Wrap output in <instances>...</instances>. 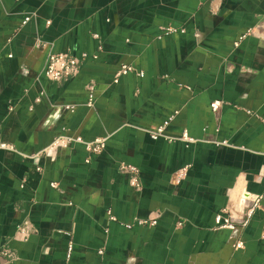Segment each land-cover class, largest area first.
<instances>
[{
  "label": "crops",
  "instance_id": "0c3cea01",
  "mask_svg": "<svg viewBox=\"0 0 264 264\" xmlns=\"http://www.w3.org/2000/svg\"><path fill=\"white\" fill-rule=\"evenodd\" d=\"M52 53L90 57L53 83ZM3 145L0 264H264V0H0Z\"/></svg>",
  "mask_w": 264,
  "mask_h": 264
},
{
  "label": "built area",
  "instance_id": "2783aa9c",
  "mask_svg": "<svg viewBox=\"0 0 264 264\" xmlns=\"http://www.w3.org/2000/svg\"><path fill=\"white\" fill-rule=\"evenodd\" d=\"M29 21L28 18L25 19L24 24H26ZM178 30L172 29V28H166L164 30V34L165 35H170V34H174V33H178ZM180 33H184V30H180ZM248 34L243 35L239 38V40H237L235 42V47H238L241 43V41H243ZM95 38H98L97 35H95ZM89 55L87 53H82L79 57L74 56L70 53H52L49 54L48 59H47V65H46V69L44 72L45 78L53 83H62L65 81H69L72 80L74 78H76L82 70V66L83 63L89 59ZM98 56L94 55L93 59H97ZM135 73L137 74L139 77H144V72L143 71H139L137 70L134 66L129 65V64H123L122 66H120V68L117 70L116 74H115V78H114V83L117 84L119 82V79L123 76L129 75ZM88 91H89V99H88V103L87 105L89 107H93L95 104V86L94 83L91 82V84L88 85ZM39 101V100H38ZM223 103L221 101H214L211 103L210 107L211 110L213 112V114H215V116H219L220 112H221V107H222ZM66 111H68L69 113H74L76 110L75 106H67L66 108H64ZM248 114H252L251 112H248ZM173 116L171 118H169V120L167 122H165V124L159 128L154 134H153V138L155 140H157L160 137H164L165 139H169L171 140L172 138H169L168 136L165 135V129L166 127L169 125V123L173 120ZM182 139L185 140L186 142L192 143L194 142L193 139L189 138L187 134H184L182 136ZM82 143V139L81 138H68L66 136H59L53 143L52 146H50L49 150H54L58 147H65V148H69L71 146L72 143ZM222 145H228V142H222ZM0 148L3 149H12V147L10 146H1ZM86 148L87 150H89L91 153L93 154H97L100 153L102 150H104L105 148V142L104 140H95L92 143H87L86 144ZM121 170L122 171H130L132 173L135 174V176L132 177V182L131 184L133 186H138V179L136 177V174L138 173V170L136 168H134L133 166H121ZM184 177V172H181L179 174L180 179H182ZM245 199H249V195L246 193L244 195ZM259 202V198L257 199L255 205ZM253 208L249 210L248 215L249 217H251L252 213H253ZM110 220L112 222H116L117 219L112 215L111 212H108ZM217 222L218 224L220 223H224L223 225L226 228L229 229H233L234 226L231 222L229 221H225L223 220L222 216H218L217 217ZM157 225V220H141V219H136L133 223L131 224H126L124 225L126 229H132L135 226H139V227H154ZM181 225V224H179ZM32 231V226L30 222H25L23 225H21L18 229V234L21 235L24 240H26L27 238H29L30 236V232ZM241 244L238 245V247H240ZM73 250H74V244L73 242H70L68 244V249H67V253H66V264H69V262L72 259V255H73ZM102 253V252H99ZM1 256L3 257H7L12 259V254L8 251V250H3L1 251Z\"/></svg>",
  "mask_w": 264,
  "mask_h": 264
}]
</instances>
